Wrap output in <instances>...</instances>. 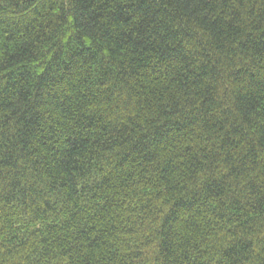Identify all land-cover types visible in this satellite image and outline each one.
Returning a JSON list of instances; mask_svg holds the SVG:
<instances>
[{
    "label": "trees",
    "instance_id": "16d2710c",
    "mask_svg": "<svg viewBox=\"0 0 264 264\" xmlns=\"http://www.w3.org/2000/svg\"><path fill=\"white\" fill-rule=\"evenodd\" d=\"M0 264H264V0H0Z\"/></svg>",
    "mask_w": 264,
    "mask_h": 264
}]
</instances>
